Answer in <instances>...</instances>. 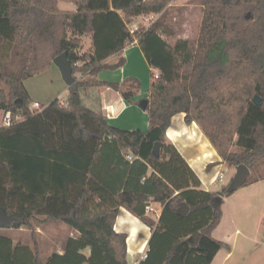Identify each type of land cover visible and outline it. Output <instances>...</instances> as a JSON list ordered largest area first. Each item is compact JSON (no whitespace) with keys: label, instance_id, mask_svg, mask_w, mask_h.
Wrapping results in <instances>:
<instances>
[{"label":"trees","instance_id":"trees-1","mask_svg":"<svg viewBox=\"0 0 264 264\" xmlns=\"http://www.w3.org/2000/svg\"><path fill=\"white\" fill-rule=\"evenodd\" d=\"M59 1L0 0V43L10 50L0 68V109L22 114L0 125V264H128L126 233L114 229L122 207L150 229L137 264H210L228 247L212 231L222 198L231 193L227 186L201 188L166 130L183 112L227 166L251 170L264 160V0H198L197 39L178 38L173 45L158 33H178L172 0H63L73 10L59 8ZM149 13L157 17L131 31L134 19ZM84 36L91 38L86 51ZM134 40L158 72L148 88L146 131L111 125L80 95L108 86L129 101L139 92L136 78L96 77L120 66L121 57L106 60ZM64 51L74 77L67 95L31 111L24 81ZM257 179L249 174L244 185ZM183 203L185 216L178 212ZM154 204L161 208L156 218L149 214ZM49 221L78 235L67 236L62 252L45 259L35 246L6 235V229Z\"/></svg>","mask_w":264,"mask_h":264},{"label":"crops","instance_id":"crops-1","mask_svg":"<svg viewBox=\"0 0 264 264\" xmlns=\"http://www.w3.org/2000/svg\"><path fill=\"white\" fill-rule=\"evenodd\" d=\"M195 1L190 5L199 6L202 11L201 4L198 0ZM59 2H62L63 8L59 7L61 9L73 10L75 8L73 4V8L67 7L71 4L69 2L63 0ZM177 3L178 0H172L171 5H177ZM149 14L151 16L154 13ZM149 14H147V16H149ZM155 17H157V14H154V18ZM137 18H140L139 21H137ZM140 21L143 22L141 26L150 24V22L147 23L143 16L140 15L134 19L129 25V28H137ZM158 33L171 45H173L178 38H188L181 33L173 36L165 35L161 31ZM90 47V36H84L82 38L81 50L86 51L89 50ZM119 57L123 59V63L118 67L99 71L96 76L97 79L105 82L120 83L129 77L136 78L140 82L139 92L132 99L127 101L121 97L118 91L108 86H100L82 90L80 93L81 98L86 106L100 111L111 125L123 129H139L141 131H146L148 128V114L146 108L143 109L140 105V101L147 99L148 88L152 81L151 71H155L156 69L148 65L136 40L127 45L120 55H112L106 62L108 64L115 63ZM64 91H66V88H63V90L61 89L57 94ZM184 115L185 114L181 112L176 113L172 117L171 123L166 130V136L176 146L191 169L198 175L201 188L209 191H217L221 185H227V183L223 181V167L227 165L221 162L214 147L201 129L194 122L190 124L185 122ZM220 174L223 176L222 179H219ZM256 184L257 182L252 183L251 187H247V194H243L244 197H248L250 201L254 199V191L258 187L255 186ZM227 201L228 199L226 197L222 198V216L219 224L212 231V234L215 231H219V237L214 238L228 244V247L221 248L210 264H264V218L262 213L258 214L257 221L251 218L245 222H237V216L234 214ZM262 203H264V200ZM160 210L161 208H159L157 216ZM260 218L263 220H260ZM63 224L67 226L65 223ZM114 229L117 232L126 233L127 263L137 264L139 259L145 256L148 240L151 235L149 227L122 207L117 214ZM76 235H78L77 232L73 231L68 236ZM13 241L15 243L18 240L13 239ZM53 252L61 253L62 250L60 248ZM84 252L88 253V249L84 250Z\"/></svg>","mask_w":264,"mask_h":264},{"label":"rangeland","instance_id":"rangeland-1","mask_svg":"<svg viewBox=\"0 0 264 264\" xmlns=\"http://www.w3.org/2000/svg\"><path fill=\"white\" fill-rule=\"evenodd\" d=\"M178 0L177 5L172 4V6H176L173 14L177 16V25L178 33L184 34L189 39H197L199 28L201 24V8L196 5H190L195 0ZM196 2V1H195ZM59 7H62V2H58ZM198 4V3H197ZM66 7V6H64ZM67 7H72L70 4ZM140 18H137L139 21ZM146 22V21H144ZM148 23V22H147ZM143 24L142 21L138 23L139 26ZM137 25V26H138ZM10 50L8 49V45L5 43H0V68L2 63L9 59ZM154 73V71H151ZM24 86L28 91L32 102L37 101L42 106L46 105L50 101L56 98H62L67 95V84L63 81L59 69L53 64L50 68L38 73L24 81ZM3 87V84L0 82V88ZM66 88V91L60 92L61 89ZM0 109V125L2 124ZM211 143V142H210ZM212 145V144H211ZM213 146V145H212ZM233 150L239 151L240 149L237 146H233ZM217 153V152H216ZM219 156V155H218ZM231 167V168H230ZM235 168L234 166H224L223 181L227 183V185H221L217 191L221 189L222 186H228L234 176ZM250 177L258 179L255 181L258 186L254 191V199L250 201L248 197H244L247 194V187H251L252 183L242 185L237 188L228 196H225L234 212L237 216V222H245L250 220L251 218L254 221H257L258 214L262 213L264 218V160L260 161L250 170ZM262 182V183H258ZM244 194V195H243ZM154 211L153 213H149L153 218L157 217V213L159 212V206L153 205ZM260 220H263L260 218ZM6 235L13 237L14 240H19L23 243H28L30 246H35L40 258H46L51 252L59 250L62 246L64 239L70 235L73 230H71L68 226H65L63 222H33L32 228H20L16 230L6 229ZM264 232V229H263ZM220 232L215 231L212 234V237H219ZM264 239V235H263Z\"/></svg>","mask_w":264,"mask_h":264},{"label":"water","instance_id":"water-1","mask_svg":"<svg viewBox=\"0 0 264 264\" xmlns=\"http://www.w3.org/2000/svg\"><path fill=\"white\" fill-rule=\"evenodd\" d=\"M53 64L59 69L63 81L67 85L71 84L74 80V77L72 74V66L69 59L67 58L66 51L57 55L53 59ZM253 100L256 104H260V99L257 95H254ZM147 103L148 102L146 99L140 101V105L142 106L143 109L146 108ZM249 174H250V170L246 165L244 164L236 165L234 176L230 184L227 186V191L232 193L237 188L244 185ZM178 212L180 215L185 216L186 213L188 212V206L185 203H183L182 206L178 208Z\"/></svg>","mask_w":264,"mask_h":264},{"label":"built area","instance_id":"built-area-1","mask_svg":"<svg viewBox=\"0 0 264 264\" xmlns=\"http://www.w3.org/2000/svg\"><path fill=\"white\" fill-rule=\"evenodd\" d=\"M143 18L147 21V22H152L155 18H154V14H152L150 16H147V14L142 15ZM136 28L131 29V31H134ZM153 78H156L158 76V72L157 70L154 71V74L152 75ZM29 109L31 111H40L42 109V105L40 103H38L37 101H34L30 104ZM1 119H2V126H10L15 122H18L19 120L22 119V114L20 112L17 113H12L11 111H2L1 112ZM222 175H219V179H222ZM152 209L151 207H147V211L150 212Z\"/></svg>","mask_w":264,"mask_h":264}]
</instances>
